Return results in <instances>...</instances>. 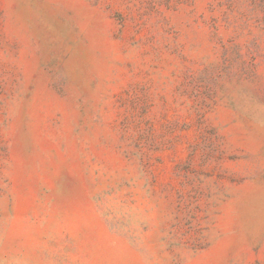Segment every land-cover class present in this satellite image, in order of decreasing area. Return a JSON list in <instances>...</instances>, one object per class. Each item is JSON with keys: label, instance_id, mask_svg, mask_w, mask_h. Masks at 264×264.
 <instances>
[{"label": "rangeland", "instance_id": "obj_1", "mask_svg": "<svg viewBox=\"0 0 264 264\" xmlns=\"http://www.w3.org/2000/svg\"><path fill=\"white\" fill-rule=\"evenodd\" d=\"M0 264H264V0H0Z\"/></svg>", "mask_w": 264, "mask_h": 264}]
</instances>
